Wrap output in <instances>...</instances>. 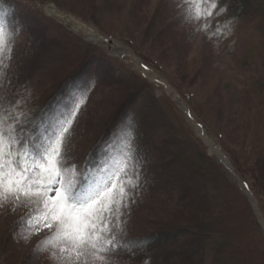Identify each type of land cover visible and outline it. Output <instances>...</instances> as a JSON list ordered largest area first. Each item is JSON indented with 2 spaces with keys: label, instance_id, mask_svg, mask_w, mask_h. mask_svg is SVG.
<instances>
[{
  "label": "rangeland",
  "instance_id": "obj_1",
  "mask_svg": "<svg viewBox=\"0 0 264 264\" xmlns=\"http://www.w3.org/2000/svg\"><path fill=\"white\" fill-rule=\"evenodd\" d=\"M121 1H123L122 4H120ZM32 2L33 8L40 9L42 12L44 31L33 29L34 26H38V21L24 22L22 18L24 9L18 4L13 5L8 1L0 0V13H3L5 19L12 24L13 30L17 32L16 56L11 61L9 75L27 82L36 97L44 92L45 86L56 78L57 72L60 71L66 59L75 58L70 56V53L76 54L78 50L85 49L87 54L88 49H92L95 44L96 50L93 56L96 62L111 64L123 58L124 60L120 61L122 66L132 73L138 71L137 73L140 72L149 77L150 75L142 70L145 65L154 71V76L160 75L161 81L159 79H152V81L160 84L159 91L162 96L169 94L179 102L183 108L182 113L188 118L191 127L196 130L199 137L205 139L197 122L188 113L184 102L177 97L180 93L179 87L168 75L175 77L181 85L186 84L188 89H193L196 107L202 116L194 111L200 122L205 123L200 118L205 117L218 133L226 134L235 156L237 155L247 164L249 162L254 164L264 155V55L259 54L255 63L246 62L244 53L249 50L251 44H246L247 47L243 44L259 41L264 36L262 37L261 32L257 36L253 35L255 30L249 27L250 21L237 20L234 13L222 12L223 8H218L215 16L206 15L202 19H193L187 10L188 4L185 0H148V3H144L143 0H110L108 5L98 4V7L92 5L93 12L96 11L95 9L102 10L99 17H86L75 9L78 6L81 10L83 8L80 5L74 6V3L63 6L58 0H33ZM54 5L60 7L68 16H75L79 21H70L69 17L65 18L66 15L56 14L52 9ZM110 11L112 14L108 15L107 12ZM143 12L150 16L152 14L155 28L150 34H148V28L153 24L147 21L149 19L147 16L143 17ZM81 22L117 40L119 47L111 48L106 41L95 39L96 37L87 28H80ZM221 29H224L223 33ZM24 33L26 34L23 35ZM160 39L166 47L161 45ZM260 51L262 52V48ZM145 56L152 57L157 62L160 61L163 69L168 72L167 76L149 64ZM141 60L144 61L142 67L139 66ZM90 71L87 70L82 75L78 86L67 95L57 117L63 116L64 113H71L83 102L80 100L82 95L79 89L86 83H93L96 77L97 70ZM140 73L139 75L143 77ZM139 80L141 79L137 77V84ZM163 80L169 83H164ZM116 85L104 88L98 99H94L92 103L85 104L83 107L78 122L90 131L88 143L97 137L100 129H104L111 117L115 115L114 110H118L122 106L121 103L132 95L131 86L125 88ZM171 86L177 87L179 93H173ZM255 86L260 88L261 94L251 98L254 106L249 105V108L244 98L249 90L255 91ZM138 89L136 87L135 90ZM183 99L194 109L189 100ZM249 109L250 114L247 113ZM174 110L177 116L175 120L183 125L185 120L177 106H174ZM249 122H251L250 125H248ZM252 122L254 129H251ZM183 129L185 137L196 139L189 130ZM208 129L218 144L224 145L213 130L210 127ZM162 136L155 137L156 141L169 139V134ZM125 146L127 141L113 144L112 153L115 155L110 157L104 167L123 157L125 154L122 150L126 149ZM210 146L212 154L218 155L222 162L228 164L229 169L234 170V178H230L227 184H224L225 204L231 209L232 217L237 218V221L242 223L251 234L249 237L252 238L256 247L264 250V202L256 196L249 182L239 171L231 152L224 148L231 154L229 160L227 158L224 160L222 154L217 153L213 146ZM76 147L85 150L83 144H76ZM71 163L80 165L72 159V156ZM194 176H197L199 182L202 181L201 173H195ZM149 182L151 185L154 184L153 191L149 193L150 196L146 194L142 201L137 199L135 208L127 211L125 216L127 234L143 233L147 227L154 225L156 220L173 217L179 207L186 208L184 205L188 204V201L180 194L167 193L168 190L161 191L164 188L163 180L151 178ZM248 197L258 209V219L253 211L252 214L249 211ZM32 211L33 206H17L15 203L0 206V219H2L0 230L6 232L11 229L12 238L9 243L14 245V252L6 254V258L10 257L15 264H62V261L55 256L53 248L42 247V241L51 235L52 230L45 229L44 232L38 233L29 231L31 224L25 218ZM9 224H13L12 228H9Z\"/></svg>",
  "mask_w": 264,
  "mask_h": 264
},
{
  "label": "trees",
  "instance_id": "obj_2",
  "mask_svg": "<svg viewBox=\"0 0 264 264\" xmlns=\"http://www.w3.org/2000/svg\"><path fill=\"white\" fill-rule=\"evenodd\" d=\"M4 1L13 5L18 4L24 9L22 14L24 22L38 21V26H34L33 29L45 30V25L42 24V12L40 9L33 8V0ZM58 1L63 6L73 5L72 3L74 6L80 5L83 10L79 6L75 9L86 17L100 16L102 10L95 9L96 11L93 12V4L97 7L98 4H110V0ZM143 2L148 3V0H143ZM122 3L123 1L120 4ZM207 3L208 0H205L206 5ZM224 7L228 8L226 12L234 13L237 20L250 21L249 27L255 30L254 36H257L259 32L263 33L262 37L264 36V0H221L220 8ZM107 13L112 14L111 11ZM11 15L14 16L12 12ZM142 15L147 16L149 18L147 21L153 24L148 28V34H150L155 28L151 18L152 14L150 16L143 12ZM160 41L161 45L166 47L161 39ZM248 43L251 46L245 51L244 58L246 62L255 63L259 54L264 55V38L243 44L246 46ZM95 47L96 45L93 44L87 54L85 49L78 50L76 54L70 53V56L75 58L66 59L60 71L57 72L56 78L45 86V91L39 93L37 97L27 82L20 78V80L16 79L14 75H9L8 95L13 103L23 101L24 103L20 104L21 111L28 113L26 119L36 122L43 121L53 114L57 115L67 95L78 86L80 78L87 70L98 71H96L93 83H86L79 89L82 95L80 100L87 99V104L98 99L104 88L110 85L118 84L125 88L131 86L132 95L121 103L122 106L118 110H114L115 115L89 143L87 142L91 135L88 134L89 129L83 128V125L77 122L74 136L71 139L70 156L81 165L82 171H87L89 168H104L110 157L115 155L112 153L113 144L127 141L126 149L124 148L122 152L126 154L129 150L128 146L134 145L138 153V162L142 165L139 170L143 173V184L138 190V195L134 197L132 207L126 212L135 208L138 203L137 199L142 201L146 194L150 196L149 193L154 188V184L151 185L149 182L151 178L163 180L164 188L161 191L168 190L167 193L180 194L188 201V204L184 205L186 208L179 207L175 216L156 220L154 225L147 227L143 233H125L129 246L121 249L114 264H264V250L256 247L252 238L249 237L251 234L242 223L237 221V218L232 217L231 209L225 204L224 184H227L230 178H234L233 171L228 168V164L222 162L218 155L212 154L211 146L191 127L190 121L182 113L183 108L179 102L169 94L161 95L160 84L139 72L143 77L140 76L138 71L130 72L128 68L122 66L120 61H123V58L111 64L96 62L93 56ZM146 58L149 64L167 76L168 72L163 69L160 61L157 62L152 57ZM168 76L193 105L196 113L202 116L196 107V96H193L195 93L193 89H188L186 84L181 85L175 77ZM137 77L142 80H139L138 84L136 83ZM136 87L139 89L135 90ZM251 91L249 90L244 98L247 101V107L249 105L253 107L254 102L251 98L256 94H261L260 88L256 86L255 91ZM174 106H177L185 120L183 125L175 120L177 116L175 110L173 111ZM247 113H251L250 109ZM200 118L224 143L226 150L231 152L239 171L256 195L264 202V155L254 164L250 162L247 164L243 159L235 156L226 134L218 133L205 117ZM181 126L189 130L196 139L185 137ZM254 127L253 125L251 129ZM164 134H169V139L156 141L155 137H163ZM76 144H83L85 150L77 148ZM195 173L202 174L201 182L197 180V176H194ZM248 198L250 200L249 211L251 214L253 211L258 219V209L251 198ZM1 222L2 219H0V224ZM12 225L9 224V228H12ZM10 230L6 232L0 230V264H15L10 257L6 258V254L14 252V245L9 243L12 238Z\"/></svg>",
  "mask_w": 264,
  "mask_h": 264
},
{
  "label": "snow or ice",
  "instance_id": "obj_3",
  "mask_svg": "<svg viewBox=\"0 0 264 264\" xmlns=\"http://www.w3.org/2000/svg\"><path fill=\"white\" fill-rule=\"evenodd\" d=\"M185 3L193 19H202L215 16L221 0ZM16 36L0 13V206H33L25 218L29 231L51 229L42 247L53 248L62 264H114L129 246L126 210L143 184L138 153L129 145L123 157L100 169L82 171L72 164L71 139L88 100L60 117L26 119L28 113L20 109L24 102L13 103L8 95Z\"/></svg>",
  "mask_w": 264,
  "mask_h": 264
},
{
  "label": "bare ground",
  "instance_id": "obj_4",
  "mask_svg": "<svg viewBox=\"0 0 264 264\" xmlns=\"http://www.w3.org/2000/svg\"><path fill=\"white\" fill-rule=\"evenodd\" d=\"M52 9H53V11H55V13L56 14H63V15H66V17H69V20L70 21H79L75 16H68L60 7H58V6H52ZM87 28L88 29V31L94 36V37H96L97 39H107L106 37H105V34L104 33H102V32H100L97 28H95V27H93V26H91V25H89V24H87V23H84V22H81V26H80V28ZM117 47H119V45L117 46ZM128 53V52H127ZM128 54H131V53H128ZM137 60H138V58L137 57H135ZM144 65V61H140V63H139V66H143ZM143 68V70L145 71V72H147L148 74H150L151 76H154L153 74H154V71L150 68V67H147V66H143L142 67ZM154 78L155 79H159L160 80V75L159 76H154ZM161 81V80H160ZM163 82L164 83H169V81H165V80H163ZM171 89H172V92L173 93H179L178 92V90L176 89V88H174L173 86H171ZM177 97H178V99L180 100V101H183L184 102V105L187 107V111H188V113L189 114H191L192 115V119L193 120H195L196 122H197V124H198V126H199V129H200V132H202L201 134L204 136V137H206V139L208 140V142L210 143V144H212V146H213V148L215 149V151L217 152V153H220V154H222V156L224 157V160H225V158H227L228 160H229V154L225 151V149L221 146V145H219L218 144V142H217V140L212 136V134H211V132H210V130L204 125V124H202L201 122H200V120L198 119V117L194 114V112L192 111V108L190 107V106H188V103L186 102V101H184V99H183V96H182V94H177ZM230 161H231V159H230ZM232 163V162H231Z\"/></svg>",
  "mask_w": 264,
  "mask_h": 264
},
{
  "label": "water",
  "instance_id": "obj_5",
  "mask_svg": "<svg viewBox=\"0 0 264 264\" xmlns=\"http://www.w3.org/2000/svg\"><path fill=\"white\" fill-rule=\"evenodd\" d=\"M114 42H117V40H114ZM224 147V146H223ZM229 153V152H228ZM229 156H231V154L229 153ZM259 212H261V211H259ZM262 214V213H261Z\"/></svg>",
  "mask_w": 264,
  "mask_h": 264
}]
</instances>
